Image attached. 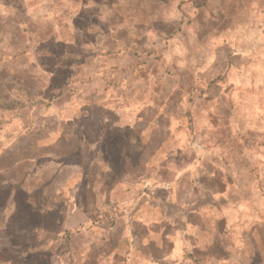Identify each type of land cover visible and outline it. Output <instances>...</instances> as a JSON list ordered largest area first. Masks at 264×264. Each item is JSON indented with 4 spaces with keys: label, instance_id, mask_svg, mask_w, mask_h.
Returning <instances> with one entry per match:
<instances>
[{
    "label": "rangeland",
    "instance_id": "374dc122",
    "mask_svg": "<svg viewBox=\"0 0 264 264\" xmlns=\"http://www.w3.org/2000/svg\"><path fill=\"white\" fill-rule=\"evenodd\" d=\"M151 1L0 0V264H264V0Z\"/></svg>",
    "mask_w": 264,
    "mask_h": 264
},
{
    "label": "trees",
    "instance_id": "16d2710c",
    "mask_svg": "<svg viewBox=\"0 0 264 264\" xmlns=\"http://www.w3.org/2000/svg\"><path fill=\"white\" fill-rule=\"evenodd\" d=\"M158 2L159 1H157V0H152L151 1V3H152V5H151L152 10L151 11H153V10L158 11L159 10V5L160 4ZM113 5H114L115 10H121L122 9L120 4L117 5L114 2ZM138 140L141 141V139H137V138H133L132 137L131 139H128L126 141V143H124L122 146H119V148L118 147L115 148V152H116V157L115 158L117 159V165L120 168L122 167L123 170L127 169V167H129V166H131L133 164V160H134L133 156H134V154H137L139 152V150H140V148L137 147ZM164 143L166 144V142H164ZM111 161H113V159L110 158L108 160V164L109 165L111 164ZM103 189H105L106 191L105 192L101 191L100 193L101 194L102 193L107 194L110 191L111 188H103ZM192 258H194V257L192 256Z\"/></svg>",
    "mask_w": 264,
    "mask_h": 264
}]
</instances>
